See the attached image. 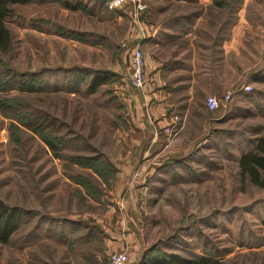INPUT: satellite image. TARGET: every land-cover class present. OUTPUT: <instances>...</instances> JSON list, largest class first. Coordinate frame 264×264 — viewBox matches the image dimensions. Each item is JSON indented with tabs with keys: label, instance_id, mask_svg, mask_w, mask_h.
<instances>
[{
	"label": "rangeland",
	"instance_id": "374dc122",
	"mask_svg": "<svg viewBox=\"0 0 264 264\" xmlns=\"http://www.w3.org/2000/svg\"><path fill=\"white\" fill-rule=\"evenodd\" d=\"M250 1L253 20L264 21V0ZM65 2L85 8L71 10ZM142 3L140 11L137 0L114 8L96 0H30L13 5L5 19L12 42L0 51V100L14 111L0 109V198L23 214L10 242L0 243V264L66 263L71 240L66 248L55 245L56 217L89 220L102 214L109 197L117 205L112 224L120 218L129 226L130 212L119 198L125 182L113 161L128 109L106 70L121 64L131 74L128 31L143 15L165 16L166 0ZM97 76L104 83L91 91ZM22 81L35 82V91H21ZM248 95L232 122L218 125L223 143L221 153L210 155L213 168L203 163L198 175V169L189 171L187 184L164 183L159 193L155 184L162 182L156 174L148 178L147 191L156 195L136 196L144 225L134 228L145 238L138 257L175 253L192 264H264V188L244 181L238 164L249 139L264 134V89ZM36 119L56 140L59 156L21 121Z\"/></svg>",
	"mask_w": 264,
	"mask_h": 264
},
{
	"label": "crops",
	"instance_id": "0c3cea01",
	"mask_svg": "<svg viewBox=\"0 0 264 264\" xmlns=\"http://www.w3.org/2000/svg\"><path fill=\"white\" fill-rule=\"evenodd\" d=\"M251 3L166 0L165 16L159 13L148 20L143 15L133 31H128L130 66L134 45H140L145 54L144 89L132 85L129 69L127 73L121 64L107 67L106 80L118 90L128 109L126 127L117 129L113 161L119 182H125L124 196L119 198L130 212L129 226L119 217L117 225L112 224V216L116 217L114 196L106 199L102 214L86 216L89 220L73 215L56 217L55 245L66 248V241L71 240L64 264H102L107 255L124 250L128 264H139L145 238L134 226L143 228L144 213L138 209L136 196H155L164 183L185 185V177L193 176L189 171L198 169V175L201 164L208 168L216 165L210 155L221 153L223 141L217 137L223 128L218 125L232 122L234 110L247 103L245 85L264 89V21L253 20V12L248 10ZM228 91H234V99L209 112L207 98L223 99ZM175 115L179 121L171 134L165 128ZM261 136L264 134L258 131L250 138V146L242 154ZM154 174L162 183L156 182V191L149 194L148 178ZM197 175L194 178L199 179ZM42 225L39 222L37 227Z\"/></svg>",
	"mask_w": 264,
	"mask_h": 264
},
{
	"label": "trees",
	"instance_id": "16d2710c",
	"mask_svg": "<svg viewBox=\"0 0 264 264\" xmlns=\"http://www.w3.org/2000/svg\"><path fill=\"white\" fill-rule=\"evenodd\" d=\"M28 1L30 0H0V51H7L12 42V34L5 19L13 13V5L24 4ZM64 5L71 10L85 8L81 3L70 4L65 2ZM103 81L104 79L102 76L94 78L90 85L91 91H95L102 83H104ZM20 90L28 92L35 91V82H20ZM0 109L3 111H6V109L14 111L12 106L5 102V99L0 100ZM21 121L32 131L40 134L50 149L59 156L56 140L51 135L45 133L44 126H42V123H39L40 121L38 119L31 122H26L24 120ZM239 166L244 181L248 179L256 186L264 188V136L257 139L255 146L251 150L241 155ZM92 169L101 175V171L98 168L93 166ZM80 181H82L80 184H88V181L84 178L80 179ZM22 214L23 210L21 207L11 206L0 198V243L8 244L10 242L21 223ZM139 264H192V262L175 253L163 255L161 257L148 253Z\"/></svg>",
	"mask_w": 264,
	"mask_h": 264
},
{
	"label": "built area",
	"instance_id": "2783aa9c",
	"mask_svg": "<svg viewBox=\"0 0 264 264\" xmlns=\"http://www.w3.org/2000/svg\"><path fill=\"white\" fill-rule=\"evenodd\" d=\"M125 0H113L107 5L110 8H114L122 4ZM138 1V10L144 9V4L142 0ZM131 83L137 89H144L146 77H145V67H146V59L143 50L140 45H134L131 52ZM245 92H250L252 90V86L247 84L243 87ZM234 91H228L223 99H219L215 96H209L207 98V106L210 110L214 111L220 108L222 105H227L234 99ZM179 121V117L177 115L173 116L171 124L165 128L167 132L171 134L174 133L173 128L176 123ZM129 263V255L127 251L114 252L108 256V259L105 264H128Z\"/></svg>",
	"mask_w": 264,
	"mask_h": 264
},
{
	"label": "water",
	"instance_id": "95a60500",
	"mask_svg": "<svg viewBox=\"0 0 264 264\" xmlns=\"http://www.w3.org/2000/svg\"><path fill=\"white\" fill-rule=\"evenodd\" d=\"M96 1H98V2H100V3H110V2H112L113 0H96Z\"/></svg>",
	"mask_w": 264,
	"mask_h": 264
}]
</instances>
